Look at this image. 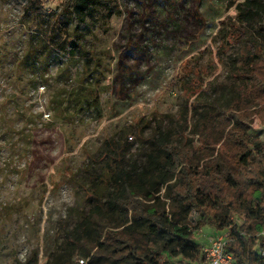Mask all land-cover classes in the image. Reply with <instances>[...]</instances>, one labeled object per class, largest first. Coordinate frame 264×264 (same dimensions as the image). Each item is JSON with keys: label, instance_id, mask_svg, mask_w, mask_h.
<instances>
[{"label": "rangeland", "instance_id": "obj_1", "mask_svg": "<svg viewBox=\"0 0 264 264\" xmlns=\"http://www.w3.org/2000/svg\"><path fill=\"white\" fill-rule=\"evenodd\" d=\"M118 1L110 30L88 36L91 53L67 59L41 47L20 5L0 0V264H47L92 204L85 190L105 185L120 149L125 163L144 161L156 128L184 113V99L195 103L205 89L221 108L233 99L229 56L239 46L223 53L220 39L241 0ZM96 88L98 112L77 114L68 95ZM246 123L256 141L263 124L256 115ZM214 231L193 235L204 246Z\"/></svg>", "mask_w": 264, "mask_h": 264}, {"label": "trees", "instance_id": "obj_2", "mask_svg": "<svg viewBox=\"0 0 264 264\" xmlns=\"http://www.w3.org/2000/svg\"><path fill=\"white\" fill-rule=\"evenodd\" d=\"M8 2L22 7L41 47L51 46L67 59L91 53L86 45L94 28L108 32L121 14L118 0ZM50 2H56L53 9ZM236 8L220 39L223 53L239 46L229 56L233 99L221 108L210 89L195 103L184 99V113L167 128H156L142 162L125 163L120 149L111 175L100 177L105 185L85 190L92 204L65 230L47 264H164L163 255L200 264L204 254L193 232L206 225L229 231L234 264H264V143H253L246 123L256 115L264 125V0H241ZM68 97L77 114L101 106L98 88Z\"/></svg>", "mask_w": 264, "mask_h": 264}, {"label": "built area", "instance_id": "obj_3", "mask_svg": "<svg viewBox=\"0 0 264 264\" xmlns=\"http://www.w3.org/2000/svg\"><path fill=\"white\" fill-rule=\"evenodd\" d=\"M262 133L259 137H255L259 140L262 136H264V125ZM253 141L254 144H262L263 140ZM215 233L208 235L207 240L208 243L204 246H201L202 252L204 254V260L200 264H234L233 255L228 251L227 246L229 243V231L226 229L216 230ZM262 238V244L259 246V254L261 259L264 260V226L263 230L260 234ZM198 242V241H197ZM81 263H84L85 260L81 259Z\"/></svg>", "mask_w": 264, "mask_h": 264}, {"label": "crops", "instance_id": "obj_4", "mask_svg": "<svg viewBox=\"0 0 264 264\" xmlns=\"http://www.w3.org/2000/svg\"><path fill=\"white\" fill-rule=\"evenodd\" d=\"M213 233H215V232H213ZM209 235H211V234H209Z\"/></svg>", "mask_w": 264, "mask_h": 264}]
</instances>
